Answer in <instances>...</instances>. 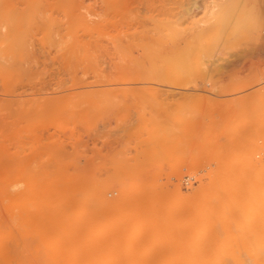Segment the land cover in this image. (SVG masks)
<instances>
[{
    "label": "bare ground",
    "instance_id": "1",
    "mask_svg": "<svg viewBox=\"0 0 264 264\" xmlns=\"http://www.w3.org/2000/svg\"><path fill=\"white\" fill-rule=\"evenodd\" d=\"M253 1L0 0V264H264Z\"/></svg>",
    "mask_w": 264,
    "mask_h": 264
},
{
    "label": "rangeland",
    "instance_id": "2",
    "mask_svg": "<svg viewBox=\"0 0 264 264\" xmlns=\"http://www.w3.org/2000/svg\"><path fill=\"white\" fill-rule=\"evenodd\" d=\"M249 1H250V2H249ZM252 1H253V0H248L247 3H251ZM252 3H254V5H256V4L258 5V3H257L256 1H255V2L253 1ZM257 5H256V6H257ZM249 6H251V5L249 4ZM257 8L259 9L258 6H257ZM243 55H244L245 57H247V58L249 57L248 59H254V60H255V59H260V58L264 59V57H260V56H264V53H262V55H261V54H257V55L255 54V55H253L254 57H251V55L248 56V53H244ZM246 55H247V56H246ZM231 67H232V66H230V67L225 66V67L221 70V71L224 73V75H225V77L223 78V80L226 79V81H225L226 84H225V82H223V81L221 82V83L224 85L223 87H225V88H232L233 86H237V85H239V84H240V85H242V84L245 85L246 83H248V81H251V80H252V79H248L249 77L252 78L250 74L247 75V73H249L248 70H243V71H247V73H242V72L240 73V72H238V74H237V76H236L237 79H234V81H233V79L231 78V74H230L231 72L229 71V68H231ZM230 70L232 71V68H231ZM228 72H229V73H228ZM241 75H242V76H241ZM240 76H241V77H240ZM232 77H234V76H232ZM230 78H231V79H230ZM229 80H230V81H233V82H230ZM236 80H239V82L236 81ZM240 80H241V81H240ZM229 82H230V84L227 85V83H229ZM236 82H237V83H236ZM252 82H253V81H252ZM252 82H251V83H252ZM262 82H264V81H262ZM259 83H260V82H259ZM259 83H258V84H259ZM248 84H249V83H248ZM254 84H255V82H253V85H254ZM258 84H257L254 88H256L257 86L259 87L260 85H264V83H261L260 85H258ZM243 85H242V86H243ZM254 88H253V89H254ZM253 89H251V88L248 89V87H246V88H244L242 91L244 92L245 90H246V91H247V90H248V91L250 90L249 92H251V90H253ZM240 91H241V90H240ZM240 91H239V92H240ZM248 91H247V92H248ZM239 92H238V94H239ZM241 93H242V92H241ZM244 93H246V92H244ZM238 94L236 93V96H237V97H238ZM211 97L213 98V96H210V99H211V100H208L207 102H204V103L201 102V101H199V100H197V97H196V98H193L194 100H193V103H192L191 106H194L195 108L198 106V108H200V109H197V108H196V110H198V112L202 110L204 113H207V114H208V113L210 114L209 111L211 110V107H212L211 112H212V114H214V115H213V116H214V119H218V117H217V113H218L219 108L227 107V106H226L227 104H228V107H230L229 104H230V101H231V103H232V99H229V100H228V97L230 98V96H227L226 98H224V97H217V96H216V98H214V99H212ZM214 97H215V96H214ZM233 97H234V96H233ZM217 98H218V99H217ZM231 98H232V96H231ZM234 98H235V97H234ZM234 98H233V100H235ZM249 98H250V100H249ZM221 99H222V100H221ZM242 99H243V101H242ZM242 99H241L240 101H238V102H239V104H238V105H239V108H238V109H243V108L246 109V110L249 109V108L252 109V107H254L255 105H257V103H258V100H257V99H256L257 103L254 101L255 98H254L253 101H252L253 98H251V97H243ZM129 100H130V99H129ZM246 100H247V101H246ZM248 100H249V102H248ZM178 101H179V100H178ZM195 101H198V102H195ZM130 102H132V101H130ZM176 102H177V101H176ZM194 102H195V103H194ZM220 102H221V103H220ZM224 102H226V103H224ZM238 102L236 101V103H238ZM198 103H199V104H198ZM216 103H217V104H216ZM236 103H235V101H234L233 104H230V105H232V106H234V104L237 105ZM130 104H131V103H130ZM130 104H128V107H130ZM175 104L177 105V103H175ZM222 104H225V105L222 106ZM173 105H174V104H173ZM196 105H197V106H196ZM216 105H217V106H216ZM238 105H237V106H238ZM248 105H249V106H252V107H249ZM131 106H132V104H131ZM168 106H169V105H168ZM170 106H171V105H170ZM170 106H169V107H170ZM201 106H202V107H201ZM237 106H236V107H237ZM242 106H243V107H242ZM171 107H172V106H171ZM171 107L169 108V111H170ZM173 107H174V106H173ZM173 107H172V108H173ZM194 107H192V108H194ZM213 107H214V110H216V111L213 110ZM228 107H227V108H228ZM234 107H235V106H234ZM167 108H168V107H167ZM167 108H166V109H167ZM175 108H176V106H175ZM195 108H194V109H195ZM202 108H203V109H202ZM208 108H209V109H208ZM206 109H207V110H206ZM217 109H218V110H217ZM250 109H249V110H250ZM167 110H168V109H167ZM174 110H175V109H174ZM191 110H192V109H191ZM208 110H209V111H208ZM249 110H247V111H248V112H251V110H250V111H249ZM169 111H168V112H169ZM171 112H173L172 109H171ZM190 112H191V111H190ZM192 112H193V110H192ZM198 112H197L196 114H198ZM237 112H238V110H237ZM226 113H228V111H226ZM196 114H195V115H196ZM247 114H248V113H247ZM257 114H258V113H257ZM196 116H197V115H196ZM206 116H209V115H206ZM206 116H205V117H206ZM205 117H204V120L207 121V117H206V119H205ZM223 118H224V117H223ZM243 118H244V120H247V119H248V118H247V115H246V116L244 115V116H242V117H240V118H238V119L241 121ZM239 120H238V121H239ZM252 120L255 121V116H253V119H252ZM135 125H136V126H135ZM138 126H139V125L134 124V125H133V130L137 129ZM134 128H135V129H134ZM230 130H231V129H230ZM104 137H105V136H104ZM104 137H103V138H104ZM110 137H115V135H111ZM110 137H109V138H110ZM99 139H100V138H99ZM130 140H131V141H129V144H131V145L133 146V144H135V140H132V139H130ZM130 142H131V143H130ZM132 142H134V143L132 144ZM126 144L129 146V144H128V140L126 141ZM98 146H99V145H98ZM103 152H104V151H103ZM101 153H102V152H101ZM184 187H185V186L183 185V188H184ZM183 190L185 191L186 189L184 188Z\"/></svg>",
    "mask_w": 264,
    "mask_h": 264
}]
</instances>
